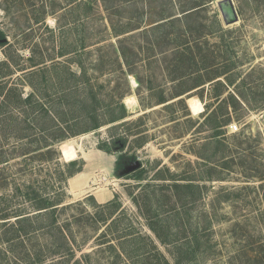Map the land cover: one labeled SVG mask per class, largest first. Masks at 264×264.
<instances>
[{
    "label": "rangeland",
    "instance_id": "1",
    "mask_svg": "<svg viewBox=\"0 0 264 264\" xmlns=\"http://www.w3.org/2000/svg\"><path fill=\"white\" fill-rule=\"evenodd\" d=\"M195 1L0 0V92L9 102L0 97V218L31 208L28 194L61 203V230L44 216L0 220V264H52L47 240L60 232L72 260L88 255L84 264H174L179 255L183 264H264V0H231L232 23L222 0L182 12ZM198 28L207 43L193 46L197 67L177 69L174 47L196 43L186 31ZM238 93L239 105L220 103ZM189 98L202 113L192 114ZM118 104L125 116L111 123ZM92 108L103 122L96 130L85 118ZM226 113L216 140L213 124ZM135 161L140 168L125 174ZM162 175L193 187L144 217L139 197L147 185L169 186Z\"/></svg>",
    "mask_w": 264,
    "mask_h": 264
},
{
    "label": "trees",
    "instance_id": "2",
    "mask_svg": "<svg viewBox=\"0 0 264 264\" xmlns=\"http://www.w3.org/2000/svg\"><path fill=\"white\" fill-rule=\"evenodd\" d=\"M211 1H213V0H208V1H206V0H196L195 2H193L190 5L189 8H186L188 6H185V7L182 6L181 10H182L183 13H184V11L186 12V11L191 10L187 14H193V13L197 14V13H199L200 10H202V9H204L206 7L205 5H207ZM193 9H195V10H193ZM196 30H197L196 32H193L192 29L191 30L189 29L188 31H186L188 36L192 35V33H193L194 38H195L193 40L196 43H192V41L190 43L182 41L183 42L182 44L177 45V46L174 47L175 50L173 52H175L176 59H177V60L175 59V63L174 64H175V67L177 69H179L182 66L185 67L186 65H188L190 67L194 65V67H197V64L194 62L195 61L194 56H197V55L201 54L200 52L202 51V47L204 45H206L207 42L204 40L205 39L204 38L205 34L203 33L202 29L198 28ZM113 31H114V28H113ZM115 34H116V36L119 35V33H117V32H115ZM184 41H186V40H184ZM200 42H202V43H200ZM0 45L1 46H5L6 42H4V43H2ZM193 46H195L196 50H198L200 52L194 50ZM67 54L68 53L61 52L58 55V57L62 58L64 56H66ZM222 59L223 58H221L220 62L226 64V61H228V60L224 61ZM40 64L41 63L34 64V65L31 66V68L32 67H36V66H38ZM42 64H43V62H42ZM224 64H222V65H224ZM2 65H5V64H2ZM2 65H0V66H2ZM201 66L204 67V65H201ZM225 73L226 72H223V73H221V75H223ZM183 77L184 76L182 75V76L178 77V79H182ZM227 81L230 82L231 84H233L232 80H227ZM216 83H217V85L222 86L220 81H217ZM181 95H183V93H180V94L177 93L176 96L180 97ZM222 95H224V92H222V93L220 92V94H217L216 96H218V97H216V99L219 100ZM0 97H2L1 103H3L4 105H6V104L8 105L9 104L7 95H4L3 93L0 92ZM244 100H245V97L243 95L239 94V93H238V98L237 99H236L235 96H233V94L232 95L229 94V96L223 98L220 101V103L221 104L222 103L225 104V103H229L230 101H232L231 105L234 107L235 105H239V101H243L244 102ZM91 101H92V103L96 101L95 96L91 97ZM180 101L182 102V100H180ZM161 103H165V101H163ZM210 105H208V106L206 105V109L207 110H209V107H211ZM119 106L122 109V116H120L119 118L112 119L111 123L116 122L117 120L123 119L124 116H125L124 115V107H123V105L120 104ZM95 110H96L95 108H92L90 110H86L85 111V113H86L85 114L86 115L85 118H88L91 121V123H92V125L90 127V130H96V129L100 128V126H102V123H103L102 121L98 120ZM42 111L45 112V114H46V113H49L50 110H47L48 112H46L44 109H42ZM55 118H57V117H55ZM209 119L210 118L208 117V120ZM57 120H58V118H57ZM58 121H60V120H58ZM230 121H231V117H230L229 113H226V118L224 120H222V121L220 120L219 122H216V120H215L214 122H216V123L213 124V125H215L214 126V130L215 131H214L212 137L215 138L216 140L217 139L219 140V137L224 134L222 132L223 128L226 127L229 124ZM65 138H66V135L59 136L58 140H56V141H61V140L65 139ZM73 165H74L73 163L72 164L70 163L69 165H67V167H71ZM124 169H125V167H124ZM165 172L169 173L168 170L164 171V173ZM157 177H159V178H157V180L170 181L169 182L170 185L169 186L161 185V186H154V187H151V186L147 185L145 187V194L143 196L141 195L139 197V201L141 199L144 202L145 212H143L144 208H143V210H142V208H140L144 217L146 215H148V212L152 210V207L156 208L158 206L160 198H168V199L172 198V199L175 200L174 203L176 204L177 200H179V197L181 198V196L178 194V192L180 190L189 189V188L193 187L192 184L183 185V184L178 183L180 180L176 179L175 176H170V178H168V179H166L163 175L162 176H157ZM138 179H141V176H139ZM147 188H151V189L147 190ZM164 188L167 191H169L168 195H165V194L161 193L164 190ZM27 200L31 203V208H28V209H31V211L28 212V209L23 208V209L14 210L12 212H5V214H3V216H1V218H0V220L4 221L3 222L4 226H7L10 223L8 220H10L11 218L16 219L14 221V225L20 226L22 223H25V222L29 223L32 219H36L37 220V218H39L41 216H44L45 218H50V221H51L50 226L52 228H55V230H58V229L61 230V228H58V225L56 224L55 217H54V214H55L56 209H57L56 207L58 205H60L61 203H55V202L49 203V201L44 202L43 200L42 201L39 200L36 195L35 196H29V194L27 195ZM137 201H138V199H137ZM137 204L139 205V207H141L139 202H137ZM146 207H147V210H146ZM39 211H43V212L34 214L32 217L29 216V214H31V212H39ZM10 225H12V224H10ZM16 232L18 234L20 233L19 227L16 230ZM23 235L25 237L29 238L30 236L34 235V230H29L27 232H24ZM18 238H19V235H16L14 238H12L10 240H7V242L8 241L9 242L12 241L13 239L16 240ZM30 239H33V240L35 239L36 240V237H31ZM47 241L49 243L50 251L52 253V255H51V257H52L51 260L53 261L52 264H71V263H68V262L73 259V257L75 256V252H74V249L72 247V242H71L70 237H68L65 234H63L62 232H60L58 236L56 235V236H53V237H49ZM40 251L42 252L43 250L41 249ZM28 254L30 255V251L28 252ZM87 256H88L87 254H83L81 260H72L73 261L72 264H84L83 260H86ZM182 260H183L182 257L179 255L175 259V263L174 264H183ZM30 263L42 264L41 260H39L38 258H34V257L32 258L31 261L28 262V264H30Z\"/></svg>",
    "mask_w": 264,
    "mask_h": 264
},
{
    "label": "water",
    "instance_id": "3",
    "mask_svg": "<svg viewBox=\"0 0 264 264\" xmlns=\"http://www.w3.org/2000/svg\"><path fill=\"white\" fill-rule=\"evenodd\" d=\"M218 6L223 19L227 23H232L237 20L236 12L233 8V3L231 0H222V2H219ZM140 166V162L135 161L132 165L125 168L124 173L130 174L132 172H135L140 168Z\"/></svg>",
    "mask_w": 264,
    "mask_h": 264
},
{
    "label": "bare ground",
    "instance_id": "4",
    "mask_svg": "<svg viewBox=\"0 0 264 264\" xmlns=\"http://www.w3.org/2000/svg\"><path fill=\"white\" fill-rule=\"evenodd\" d=\"M135 100L136 99L133 96H129L125 98L124 103L126 104L127 108L132 109L135 105V102H136ZM187 103L193 115H197L203 112V106L198 100L194 98H189L187 100Z\"/></svg>",
    "mask_w": 264,
    "mask_h": 264
},
{
    "label": "built area",
    "instance_id": "5",
    "mask_svg": "<svg viewBox=\"0 0 264 264\" xmlns=\"http://www.w3.org/2000/svg\"><path fill=\"white\" fill-rule=\"evenodd\" d=\"M229 128H232V130H231L232 132H236L238 130L236 125L229 126Z\"/></svg>",
    "mask_w": 264,
    "mask_h": 264
},
{
    "label": "flooded vegetation",
    "instance_id": "6",
    "mask_svg": "<svg viewBox=\"0 0 264 264\" xmlns=\"http://www.w3.org/2000/svg\"><path fill=\"white\" fill-rule=\"evenodd\" d=\"M128 167V166H125V168Z\"/></svg>",
    "mask_w": 264,
    "mask_h": 264
}]
</instances>
